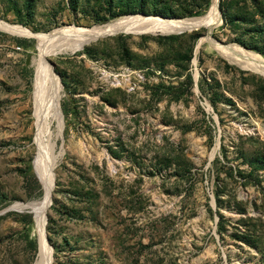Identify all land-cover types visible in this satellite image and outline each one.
Returning a JSON list of instances; mask_svg holds the SVG:
<instances>
[{
	"label": "rangeland",
	"instance_id": "rangeland-1",
	"mask_svg": "<svg viewBox=\"0 0 264 264\" xmlns=\"http://www.w3.org/2000/svg\"><path fill=\"white\" fill-rule=\"evenodd\" d=\"M212 7L0 0V21L51 34ZM218 8L211 37L264 58V0ZM207 32L120 31L46 54L62 114V124L46 118L56 156L45 210L51 264H264V74L226 57ZM60 36L46 43L69 40ZM41 55L36 38L0 29V264H36L40 251L36 211L22 204L46 196L35 167Z\"/></svg>",
	"mask_w": 264,
	"mask_h": 264
},
{
	"label": "bare ground",
	"instance_id": "bare-ground-1",
	"mask_svg": "<svg viewBox=\"0 0 264 264\" xmlns=\"http://www.w3.org/2000/svg\"><path fill=\"white\" fill-rule=\"evenodd\" d=\"M218 1L213 0V7L209 12L204 15L188 18H167L160 15H142L131 16L117 21H111L100 26H96L92 29L68 27L58 31H54L51 34L36 33L30 28L21 25H13L10 23H4L0 21V29L9 31L13 34L20 36H32L39 41V46L42 49V55L39 59H34L33 64L35 67V100H36V117H37V143L38 153L35 159V167L39 178L46 188V196L42 202H29L25 206H29L36 211V218L40 234V251L36 261V264H51L53 260V249L46 239L45 232V210L49 205L52 197V189L54 184V164L56 156L54 155V143L50 141V131L46 126V118L49 112H52L55 119L62 121L61 110L59 108V89L60 82L57 74L53 70L51 64L46 58V54L53 49H72L76 50L81 48L86 42L100 38V36L119 33L125 31L128 33L134 32H155L160 31L163 33L168 32H180L184 30H190L193 28H199L201 26L207 27V34L204 38L210 40L222 54L231 59L233 62L239 65L256 70L264 74V58L251 50H247L238 44L227 45L216 42L210 35V29L214 25H218L221 20ZM220 24V23H219ZM117 33V34H118ZM122 33V32H121ZM59 34L66 36L69 40L62 45L46 43L47 38L59 37ZM70 39L72 41L70 42ZM75 41V42H74ZM222 44V45H221ZM227 45V46H224ZM49 137V139L46 138Z\"/></svg>",
	"mask_w": 264,
	"mask_h": 264
},
{
	"label": "water",
	"instance_id": "water-1",
	"mask_svg": "<svg viewBox=\"0 0 264 264\" xmlns=\"http://www.w3.org/2000/svg\"><path fill=\"white\" fill-rule=\"evenodd\" d=\"M144 15H147V14H145V13H143ZM165 17V16H164ZM211 30H212V28L210 29V34H211ZM215 41H216V39H214ZM220 43H222V42H220ZM222 44H224V43H222ZM49 61V60H48ZM50 62V64H51V66H52V68H53V70H54V64H53V62H51V61H49ZM56 74H57V76H58V79L60 80V78H59V74L57 73V72H55ZM61 118H62V115H61ZM46 239H47V241H48V238H47V236H46ZM49 242V241H48ZM50 244V246H51V248L53 249V246H52V244L51 243H49Z\"/></svg>",
	"mask_w": 264,
	"mask_h": 264
},
{
	"label": "trees",
	"instance_id": "trees-1",
	"mask_svg": "<svg viewBox=\"0 0 264 264\" xmlns=\"http://www.w3.org/2000/svg\"><path fill=\"white\" fill-rule=\"evenodd\" d=\"M208 9V8H207ZM206 12V11H205ZM200 15V14H199ZM194 16H196V15H194ZM172 35H176V34H172ZM241 44H243V45H245V46H249L250 48H253V49H256L254 46H252V45H246L243 41H239ZM261 52H263V51H261ZM263 54H264V52H263Z\"/></svg>",
	"mask_w": 264,
	"mask_h": 264
}]
</instances>
